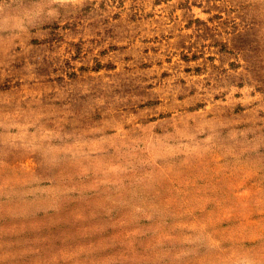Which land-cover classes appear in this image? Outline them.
I'll return each instance as SVG.
<instances>
[{
	"label": "rangeland",
	"instance_id": "obj_1",
	"mask_svg": "<svg viewBox=\"0 0 264 264\" xmlns=\"http://www.w3.org/2000/svg\"><path fill=\"white\" fill-rule=\"evenodd\" d=\"M0 264H264V0H0Z\"/></svg>",
	"mask_w": 264,
	"mask_h": 264
}]
</instances>
